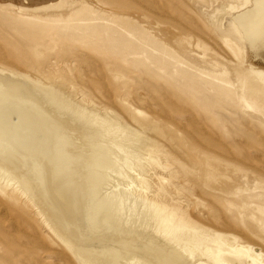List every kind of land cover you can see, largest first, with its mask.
<instances>
[{"label": "rangeland", "instance_id": "rangeland-1", "mask_svg": "<svg viewBox=\"0 0 264 264\" xmlns=\"http://www.w3.org/2000/svg\"><path fill=\"white\" fill-rule=\"evenodd\" d=\"M20 1L27 4V0ZM83 1L90 12L80 14L84 20L74 23L73 29L50 31L48 25L18 24L0 12V78L15 71L48 75L75 100L122 120L148 145L143 157L147 178L152 186L169 194L170 210L186 214L200 229L232 237L245 250L249 263L264 264V214L256 208L264 205V90L248 97L238 76L240 69L253 65L264 70V24L252 41L237 21L253 9L255 0H249L245 8L242 0ZM233 26L242 39L228 33ZM165 27L186 43L185 49L165 41L158 33ZM254 41L257 45L253 48ZM14 83L26 90L19 94L21 101L11 107L7 104L3 111L39 115L45 120L50 117L45 121H50V126L66 122L30 95L25 80L19 78ZM3 127L0 123V132L8 141L7 148L0 145L3 167L17 175L27 174L29 166L37 165L31 180L37 181L36 174L44 171L49 174V187L56 178L70 181L67 196L57 199L52 193V202L59 205L61 219L65 218L61 226L72 230L76 224L82 225L85 202L81 193L90 185V169L89 161L82 164L78 159L83 158L78 147L86 149L92 143L78 141L75 153L71 150L78 161L73 157L72 169L65 175L62 169L55 173L49 162L30 157L24 148L9 142L12 134ZM27 136L31 138L29 133ZM97 139L105 145L104 139ZM2 160L11 163L4 165ZM105 178L108 182L103 191L108 197L126 183L112 171ZM2 191L0 264H78L38 209L13 188L2 187ZM37 197V204L44 208L45 200ZM50 216L53 221L55 217ZM126 220V216L120 218L122 227ZM246 221L254 224L253 231Z\"/></svg>", "mask_w": 264, "mask_h": 264}, {"label": "bare ground", "instance_id": "bare-ground-1", "mask_svg": "<svg viewBox=\"0 0 264 264\" xmlns=\"http://www.w3.org/2000/svg\"><path fill=\"white\" fill-rule=\"evenodd\" d=\"M227 1L230 3L235 0ZM242 1L245 8L249 0ZM15 2L14 0H0V12L12 20H16L18 24L28 22L35 24L36 27L41 24L48 25L46 27H52L50 31L63 27L73 29L74 23L79 24L81 20H84L80 19L79 15L90 12L86 5L87 2L83 0H27V4L20 0L18 3ZM237 19L246 38L253 41L258 29L264 24V0H255L253 9L249 13L241 14ZM167 28L156 29L159 34L164 36L166 42L170 41V44H176L182 50L185 49L186 43L170 34L172 31ZM228 33L233 37L243 38L238 28L234 26ZM262 33L261 46L263 45L264 50V31ZM254 43L253 46L251 45L253 48L257 45L255 41ZM213 62L214 59L211 60V64ZM238 76L243 82L248 97H252V94L259 89L264 90V70L259 67L255 68L253 65L249 69H240ZM7 78H0V103L2 100H6L5 103L0 104V123L12 134L11 138H8L9 142L24 148L27 154L31 155L30 157L49 162L55 173L62 169L65 175L72 169L70 162L74 158L77 160L71 150L74 151L77 148L78 141L87 143L86 145L89 142L92 143L86 149L78 147L79 152L83 155V158L78 157V159L83 161H81L82 164H88L89 161L90 181H88L90 185L87 189L83 187L85 191L82 190L81 193L85 202L84 208L82 207L83 211H81L83 226L74 221L73 224H76L77 228L72 230L65 228V225H60L65 224V221L62 220L64 217L61 219L59 205L53 203L51 198L52 193L56 198H65L67 190L69 188L71 190L72 187V184L70 187V181L68 183V181L64 182V179L56 178L53 180V187L52 185L49 187L50 181L47 179L49 174L46 176L44 171L42 174L41 171L40 174H36L37 181L31 180L33 177L31 175L33 171L36 172L37 165L29 166L31 168L28 172L27 169L25 170L27 174L16 175L13 169L14 172L8 171L0 163V193L5 192L2 191V187L13 188L17 195L25 197L33 207L38 209L43 221L49 226L59 242L77 259L78 264H261L258 261L249 263L245 257V250L233 241L232 237L215 230L209 232L206 229H200L194 225L195 223H191L192 220L188 219L186 214L178 215V212L170 210L169 194L152 186L147 178V170L145 171L143 166L146 160L143 157H146L148 145L140 142L136 133L122 120L111 113L99 112L83 102L75 100L48 75L36 77L15 71L12 76H7ZM19 78L26 81L30 95L34 94L40 105L47 107L52 113H58L55 115L64 117L66 122L61 124L60 121H57V127L50 126V121L48 124L45 123L50 117L45 120L46 117L39 115L34 117L13 109L7 113L3 111L8 105L11 107L21 101L19 94L23 89H26L20 86L22 81L19 85L15 84L17 82L14 83V80L18 81ZM245 100L249 101V98ZM75 123L79 124L78 127L75 126ZM61 125H63L62 128H60ZM28 133L31 138H28ZM45 135L48 137L45 138ZM60 137L62 140H59ZM98 137L106 141H104L105 145L98 143ZM6 141L5 134L0 132V145L7 148L5 145L8 141ZM11 158L14 159V156ZM11 158L9 157L10 160ZM2 161L4 165L9 163ZM31 162L33 163V161ZM40 168L38 167V169ZM108 171L120 175L126 182L123 184L124 187L113 193L111 197L105 196V191H103L108 182L105 178ZM51 175L49 178L53 176ZM62 175L61 177H64ZM16 176L20 180H17ZM225 188L231 189L230 186ZM55 192L57 196L54 194ZM37 196L43 197L45 200V210L37 204L35 200ZM71 197L68 196V198ZM256 208L264 214L263 204H257ZM76 209H79V206ZM47 213L51 215L49 216L52 219L55 217L53 220L55 223ZM122 216H126L127 219L123 227L120 223ZM53 223L57 224V227ZM246 225L252 231L255 228L254 224L249 221H246ZM58 261L59 259H57ZM63 263L67 264V261Z\"/></svg>", "mask_w": 264, "mask_h": 264}]
</instances>
